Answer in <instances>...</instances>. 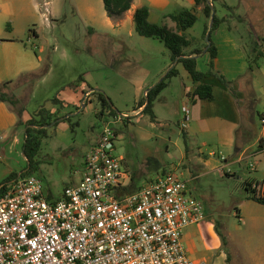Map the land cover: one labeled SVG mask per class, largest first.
<instances>
[{
    "label": "crops",
    "instance_id": "1",
    "mask_svg": "<svg viewBox=\"0 0 264 264\" xmlns=\"http://www.w3.org/2000/svg\"><path fill=\"white\" fill-rule=\"evenodd\" d=\"M39 1L0 0V85H4L2 91L8 97L17 101L18 108L23 109L21 114L23 123L44 107L52 113H59L57 116H69L70 120L74 115L85 114L96 105L94 102L97 91L104 93L111 100L112 107L117 110V107H121L119 102L121 96L127 97V94H131L129 99L125 101H133V103L130 106L126 104L125 109L121 110V120L119 116H114L116 122H122L123 118H128V122H132L131 117H141L145 114L142 112L145 103L143 104V99L139 98L140 94H144L145 91L157 84L174 66V62H172L170 52L163 43H160L163 45H153L155 43L149 44L143 41L144 39H139L146 37L138 35L135 31L134 12L142 6L149 8L148 20L151 23L166 25L174 30L176 24L170 19V14L179 9L187 8L194 10L199 21L201 17L199 13H201L204 16L201 32L194 35L188 34L189 36H187V32L191 28L184 32L189 41L191 38L194 39V42L190 41V46L185 49V53L189 54L194 49L202 50L201 53L194 55L197 69L206 71L208 68L210 57L204 48L205 41L202 35L205 28L210 26L211 18L205 16L202 6L198 8L195 5V0H133L130 9L118 19L108 17L102 0H74L78 4L79 11L91 21L87 27L89 33H96L101 27L109 28L116 33L120 43L116 49H108V53L111 52L109 54L110 59L104 66L106 72L102 73L107 79L110 76L109 70H112L123 85L127 82L129 87L124 86L121 90L114 88V93H112L99 84L90 73H86L83 77H79L77 84H67L61 90H57L55 94L57 96L52 99L53 103H50L51 100L48 98L43 106L41 104L30 106L31 101L35 100L36 90L42 84L49 82L53 70L50 68L47 74L43 72L45 70V56L40 53L43 52L44 46L39 45L40 36L35 29H29L27 33H24L23 30H19L13 25V20L24 18L29 21L38 11ZM42 1L50 3L53 0ZM209 1L215 8L216 16L225 20L211 33V41L217 50L214 67L228 80L233 81L232 89L235 93L222 85L215 77L194 82L183 65L176 63L178 74L168 80V85L156 97L153 103L154 119L150 118L149 124L152 128L159 126L161 119H166L162 118L161 115L166 107H175V113L181 114V106L186 97L189 96L191 107L190 120L184 131L186 140L194 139L198 141L200 147L204 148L207 146L215 147L207 154H205L204 148H199L197 155L198 158L205 157L203 162L208 167L214 165L221 167L222 161L227 159V156L223 154L224 151L230 155L240 149L237 145L240 127L243 123L242 109L248 101L247 95L253 92L256 96L255 108L262 105L261 98L257 94V86L260 82L264 92V65L260 63L258 70L251 73L250 81L244 77L248 71L249 61L248 50L245 47L246 42L243 40H246L244 38L248 35L256 36L257 40L252 43V49H259L264 54L263 16L262 14H252L248 9L247 12L244 10V5L260 3L263 0H219L223 5L219 9L216 8L212 0ZM95 3L99 9L103 8L101 23L95 22L97 19L93 6ZM41 5L44 6L42 2ZM236 5L239 6L241 14H235L236 10L233 9ZM46 13L52 15V8L49 7ZM245 19L250 20L252 29L256 31L254 34L252 32L248 34L245 29H242L245 25ZM10 20L12 23L8 22ZM234 30L238 32H234ZM260 35L261 37H259ZM133 39L143 42V45L134 44ZM37 47L40 53L36 52L35 48ZM202 83L211 86L212 100L199 99L193 95L194 88ZM25 89L29 93V98L22 92ZM7 91H12L11 96L7 94ZM85 93L89 94L88 102L81 105ZM96 111L101 113V108ZM102 113L109 114V111L105 110ZM259 114L264 127V109L260 110ZM17 123L16 108L9 102L0 100V184L11 173H19L26 164L21 151L23 128ZM61 123L67 122L63 120ZM96 139L90 142V146ZM260 139H263L264 143V129L260 133L259 141ZM188 149L184 143L183 157H187ZM245 151L246 148L241 151L237 158L238 161L245 162V158L249 157ZM263 162V160H259L257 167L261 166ZM128 171L130 172V170ZM134 173L131 171L130 179L125 182V187L122 189L125 194L135 192L146 184L136 185ZM160 175L157 174L152 180ZM239 207L238 214L241 227L237 238L228 231L221 232L226 237L227 243L230 242L231 246L236 245L235 249H237L243 264H264V204L247 197L241 201ZM216 225L204 217L198 224H192L184 230L182 242L191 259L202 260L207 264L231 263L230 255L222 248L221 239L216 232ZM228 256L229 262H227Z\"/></svg>",
    "mask_w": 264,
    "mask_h": 264
},
{
    "label": "rangeland",
    "instance_id": "2",
    "mask_svg": "<svg viewBox=\"0 0 264 264\" xmlns=\"http://www.w3.org/2000/svg\"><path fill=\"white\" fill-rule=\"evenodd\" d=\"M212 1L217 9L223 6L219 0ZM38 4V11L29 21L24 18L13 20V25L24 33H27L29 29H35L40 36L39 45L44 46L42 53L38 47L35 48L37 53L45 56L43 72L47 74L50 68L53 70L49 82L42 84L36 90L35 100L30 98L32 100L30 106H37V104L43 106L48 98L51 100L50 103H53L52 99L57 96L55 95L57 90H61L67 84H77L79 77H83L86 73H90L99 84L112 93L114 88L121 90L124 86L129 87V83L126 82L123 85L112 70H109L110 76L107 79L102 73L106 72L104 66L110 59L111 52L108 53V49H116L120 43L113 30L101 27L96 33H89L87 27L91 21L79 11L78 4L74 0H53L50 3L40 0ZM93 6L97 14L95 22L101 23L103 8L99 9L96 3ZM200 6L202 5L198 8ZM49 7L52 8V15L46 13ZM247 9L252 14H262L264 26V0L260 3L244 5L245 12ZM233 10H236V15L241 14L239 6L236 5ZM199 14L200 20L189 29L187 36L201 32L204 16ZM8 22L12 23L11 20ZM244 24L242 29H245L248 34L256 32L252 29L250 20L245 19ZM234 32L238 31L234 30ZM139 39H144L143 41L149 44L163 45L157 39ZM244 39L247 40L243 41L246 42L245 47L249 53L253 50L252 43L257 40V37L248 35ZM133 41L138 46L143 45V42L134 39ZM190 41L194 42V39L191 38ZM260 63L264 65V56L260 58ZM257 70L258 68H255V71ZM257 88L262 105L254 107L253 110L247 104L244 105L243 123L237 145L240 149L230 155L224 151L223 154L227 156V159L222 161L221 167L218 164L213 167L205 165L203 162L205 157L198 158L197 155L199 148L204 147H200L198 141L194 139L187 141L185 137L184 140L186 128L183 129L180 125L182 113H175V107L165 108L161 115L162 118H166V121L161 119L160 125L156 128L150 127V115L146 113L141 117H131L132 122H128V118H123L122 122H116L114 116H119L121 120V110L125 109L126 104L130 106L133 103V101H125L131 96L127 94V97L121 96L119 101L121 107H117L119 111L112 107L113 114L102 113V115L97 112L100 105L95 100L96 105L85 114L74 115L70 121H66L67 123L59 122L57 127L49 129L48 136L42 141L40 152L36 157L37 164L31 174L41 180L43 193L49 200H58L65 186L71 185L82 177L90 142L94 141L108 124L115 132H118H116L118 137H115L112 142V152L120 159L123 169L127 168L130 172H135L136 185L141 186L151 181L157 174L174 172L178 178L187 183V194L202 203L205 219L216 223L218 230L223 233L228 231L237 238L241 227L239 205L249 196L244 183L246 180L264 182V162L257 167L259 160L264 161V149L259 148V136L264 129L259 114V111L264 109V92L260 82ZM22 92L29 98L26 89ZM11 93L12 91H7L9 96ZM139 98L143 99L144 94H140ZM83 101L87 104L88 99L84 100L83 97ZM57 114L59 113L55 115ZM184 143L189 148L187 157H183ZM213 148L215 147H205V154ZM245 148V153L249 157L245 158V162L238 161L239 154ZM222 248L231 257L229 264H243L235 249L236 245L231 246L228 242L227 245H222Z\"/></svg>",
    "mask_w": 264,
    "mask_h": 264
},
{
    "label": "built area",
    "instance_id": "3",
    "mask_svg": "<svg viewBox=\"0 0 264 264\" xmlns=\"http://www.w3.org/2000/svg\"><path fill=\"white\" fill-rule=\"evenodd\" d=\"M190 102L187 96L181 106L183 129ZM115 137L106 124L87 151L82 177L58 200H49L32 174L5 185L0 264H207L191 259L182 242L184 230L205 217L202 203L172 171L123 193L131 174L112 152ZM251 188L264 198L263 181Z\"/></svg>",
    "mask_w": 264,
    "mask_h": 264
},
{
    "label": "trees",
    "instance_id": "4",
    "mask_svg": "<svg viewBox=\"0 0 264 264\" xmlns=\"http://www.w3.org/2000/svg\"><path fill=\"white\" fill-rule=\"evenodd\" d=\"M132 1L133 0H102L106 14L112 19H118L122 17L123 14L130 9ZM195 5H202V11L205 16L211 18L210 26L205 28L202 35L205 41L204 48L207 47L206 52L210 57L208 61V68L206 71H199L197 69L196 57L194 56L201 53L202 50L194 49L189 54L185 53V49L190 46V41L184 32L189 28H192L198 21V17L194 10L182 8L170 14V19L176 24L174 30L166 25L151 23L148 20L149 8L147 6H142L140 8H137L134 12L135 31L140 36L161 41L169 50L172 62H174L175 59L178 58L177 64L181 63L183 65L194 82H200L208 77H215L222 85L226 86L227 88L231 89L232 92H234L232 89L233 81L228 80L222 73L215 70L214 67V59L216 57L217 50L215 45L211 41V33L215 29H217L220 23L224 22L225 20L216 16L215 8L209 0H195ZM208 31L210 32L209 46L205 39ZM263 56L264 54L262 53V51L256 48L247 53L249 67L244 77H247L249 81L251 78V73L255 70V68L259 67V60ZM177 74L178 72L176 69V65H174L168 70L165 76L157 84L147 90L146 95L144 96L142 101L143 104L145 103V107L142 112L149 114L152 120L154 119L153 103L156 97L168 85V80ZM3 86L4 85H0V100L7 101L16 108V112L18 115L17 125L23 128V133L21 136V151L23 156L25 157L26 165L19 173H11L6 179H4V181L0 184V193L5 185H7L13 179L17 178L19 175H29L33 172V169L35 168L34 166H36L37 164L36 157L40 152L43 139L48 136V130L54 128L59 122L63 120L70 121L69 116H56V113H52L45 108H40L37 113H35L29 120L23 123L21 120L23 109L18 108L17 101L12 97H8L2 91ZM95 95L96 100L98 101L101 108V114L105 110H108L109 114H113L111 100L100 91L95 92ZM193 95L199 99H213L212 88L208 84H198L194 88ZM247 97L248 101L246 102V104L253 110L256 102L255 95L253 92H250ZM259 148L264 149L263 139H260L259 141ZM253 182L259 183V181L251 180H246L244 183V187L249 194L248 197L264 204V198H262L256 190H253L251 188V183ZM216 232L221 239L222 245H226V237L220 230H218L217 225ZM229 260L230 258L228 256L227 262H229Z\"/></svg>",
    "mask_w": 264,
    "mask_h": 264
},
{
    "label": "water",
    "instance_id": "5",
    "mask_svg": "<svg viewBox=\"0 0 264 264\" xmlns=\"http://www.w3.org/2000/svg\"><path fill=\"white\" fill-rule=\"evenodd\" d=\"M209 34H210V32L208 31L207 34H206V37H205V39H206V41H207V43H208V46H209V44H210V42H209ZM205 49L207 50V47H206ZM177 60H178V58L175 59L173 65H175V64L177 63Z\"/></svg>",
    "mask_w": 264,
    "mask_h": 264
}]
</instances>
